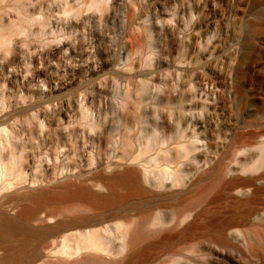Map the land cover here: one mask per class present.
Here are the masks:
<instances>
[{
    "label": "rangeland",
    "instance_id": "1",
    "mask_svg": "<svg viewBox=\"0 0 264 264\" xmlns=\"http://www.w3.org/2000/svg\"><path fill=\"white\" fill-rule=\"evenodd\" d=\"M50 1L33 0L30 18L50 21ZM117 4L81 41L64 29L0 49V157L25 180L0 192V218L28 212L31 232L0 239V264H44L93 230L113 255L61 263L264 264V0ZM124 170L137 180L114 179ZM160 172L163 186L141 177ZM39 189L42 201H14ZM143 222L145 239H118Z\"/></svg>",
    "mask_w": 264,
    "mask_h": 264
},
{
    "label": "bare ground",
    "instance_id": "2",
    "mask_svg": "<svg viewBox=\"0 0 264 264\" xmlns=\"http://www.w3.org/2000/svg\"><path fill=\"white\" fill-rule=\"evenodd\" d=\"M110 1H111V5L108 8V12H109L108 16L110 19L113 20L115 18L118 9L117 3L119 0H51L49 4L51 18L50 21H45L40 16L35 18H30L31 16L27 12V7L28 5L32 4L33 0H0V49H4V52L8 53L6 47L9 44H11V42H13L15 37L18 36L39 42L47 34L51 36L56 33L60 34L63 32L64 29L67 30V33H64L63 37H66L67 39H75L81 41L84 39L86 35L83 30L86 28V26H91V25L95 26L97 23H99V21H101L103 16L102 6ZM6 8L8 9L12 8L13 10H15L17 14L21 17L20 21L16 23L15 21L11 20L9 17L5 19L4 12ZM34 23L37 24L39 27L38 32H29L25 30L26 27L24 28V24L31 26ZM16 58L14 57L13 61H15ZM144 91L145 88L143 87L142 92ZM4 133H5L4 130L0 129V137ZM1 140H3V138ZM149 147L150 146L147 144L142 150V154L146 152L149 149ZM263 163H264V153L263 156H261V159L256 161L255 165L256 166L262 165ZM17 166L18 165L13 159V157H10L7 160H3L0 157V192L1 191L6 192L9 189L11 190L12 187L14 188L18 185H22L25 183V180L21 175V173L19 172V168ZM163 175L164 173L160 172L158 179L156 178V181L154 182H151L145 173L142 174L141 177L144 180V182H148L150 186H155V185L163 186L164 185ZM9 177H13L14 182H10L9 179H7ZM114 179L122 182L127 180H133V182H135V180H137V175L133 174L128 170H124L120 173H117L114 176ZM216 180H219V177H217ZM47 192L43 189H39L32 193L26 194L25 196L16 197L14 198V201L18 202L24 199L25 200L38 199V201H42L43 199L41 200V198H44ZM257 192H258L257 190H254V194H257ZM56 196L57 195H55V197ZM18 214L17 217L14 219L13 218L8 219L7 217L0 218V239L1 238L6 239L10 237L12 233H14L16 230L19 229H22L21 231L23 232L29 231L28 229H26L28 228L26 222L27 220L29 221L30 214L25 211L23 213L20 212ZM153 223L154 225L160 226L162 224V221L159 220V218H156L153 221ZM117 228L119 230L122 227L120 225H117ZM122 230L123 231L121 230L118 231V237H119L118 239L122 241L124 237H128V242L130 243L138 242L145 239L148 233L146 228V223L144 224V222L135 225L132 230H124V229ZM29 233L31 232L29 231ZM70 242L73 243L72 244L73 246H70ZM109 245H110V241L107 238L106 233L105 234L101 233L98 230L77 231L76 233L72 234L69 239L64 240L62 242L61 248L59 249L60 250L59 255L64 258H70L73 255L80 254L82 251L83 252L89 251L97 254L113 255L112 252H114V250L113 249L111 250ZM122 249H123V245L120 244L118 250L120 251ZM12 250L13 247L12 248L11 246L8 247V251H6L8 252V255H10ZM102 263H103L102 258L98 256H88L75 264H102ZM8 264H11V260H9Z\"/></svg>",
    "mask_w": 264,
    "mask_h": 264
},
{
    "label": "water",
    "instance_id": "3",
    "mask_svg": "<svg viewBox=\"0 0 264 264\" xmlns=\"http://www.w3.org/2000/svg\"><path fill=\"white\" fill-rule=\"evenodd\" d=\"M262 178L264 179V175L262 176ZM252 186H254V184H252ZM259 189H264V188H259ZM264 194L263 192H260L259 194H257L258 196ZM256 196V197H258ZM264 209V208H262ZM66 259L65 258H61V257H49V256H45V255H41L39 258V262H42L44 264H52V263H61V262H65ZM105 264H124V261L121 260H107L105 261Z\"/></svg>",
    "mask_w": 264,
    "mask_h": 264
}]
</instances>
